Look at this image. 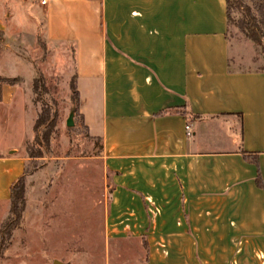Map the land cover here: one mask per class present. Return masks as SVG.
<instances>
[{"label": "crops", "instance_id": "1", "mask_svg": "<svg viewBox=\"0 0 264 264\" xmlns=\"http://www.w3.org/2000/svg\"><path fill=\"white\" fill-rule=\"evenodd\" d=\"M29 1L102 142L103 264H264V69L232 60L227 0H0V32ZM17 94L4 86V107ZM25 143L0 147V205Z\"/></svg>", "mask_w": 264, "mask_h": 264}, {"label": "rangeland", "instance_id": "2", "mask_svg": "<svg viewBox=\"0 0 264 264\" xmlns=\"http://www.w3.org/2000/svg\"><path fill=\"white\" fill-rule=\"evenodd\" d=\"M258 2L245 0L251 7ZM8 10L15 22L0 33V147L26 140L28 160L22 202L0 205V264H103L110 176L101 140L88 135L76 112L74 126H67L75 110L72 54L47 44L37 3H10ZM242 11L231 13L232 60L242 70L264 69V32L252 41L241 27ZM41 78L46 89L35 93ZM4 86L18 90L8 107ZM42 111L48 121L36 132ZM27 147L39 157L30 158Z\"/></svg>", "mask_w": 264, "mask_h": 264}, {"label": "trees", "instance_id": "3", "mask_svg": "<svg viewBox=\"0 0 264 264\" xmlns=\"http://www.w3.org/2000/svg\"><path fill=\"white\" fill-rule=\"evenodd\" d=\"M227 6H228V23L230 25L231 22V13L234 8L243 10V16L244 19L241 21V27L244 30L248 31V37L254 41L259 42V35H263L264 32V0H259V2L251 7L247 4H245V0H227ZM2 33V32H0ZM34 92L40 93V89L44 88L46 89V85L44 83V79H38L34 82ZM73 93L75 96V112L78 114L79 109V94L76 87V80L73 78ZM48 118L46 117V114L44 111H42L34 124V130L37 132V130L46 124V121ZM44 139L47 141L49 140L47 135H44ZM42 143L38 141V145H41ZM27 153L30 158H36L39 157L38 155L35 156V154L32 152V150L27 147ZM25 175V171H24ZM24 175L17 180L11 187V202L12 203H21L23 199V178Z\"/></svg>", "mask_w": 264, "mask_h": 264}, {"label": "water", "instance_id": "4", "mask_svg": "<svg viewBox=\"0 0 264 264\" xmlns=\"http://www.w3.org/2000/svg\"><path fill=\"white\" fill-rule=\"evenodd\" d=\"M74 115H75V110L71 112L70 117H69V119L67 121V126L68 127L74 126Z\"/></svg>", "mask_w": 264, "mask_h": 264}, {"label": "built area", "instance_id": "5", "mask_svg": "<svg viewBox=\"0 0 264 264\" xmlns=\"http://www.w3.org/2000/svg\"><path fill=\"white\" fill-rule=\"evenodd\" d=\"M40 2H41L42 5H46L47 0H40ZM186 132H187V136L188 137L192 136V129H191V127L189 125L186 126Z\"/></svg>", "mask_w": 264, "mask_h": 264}]
</instances>
